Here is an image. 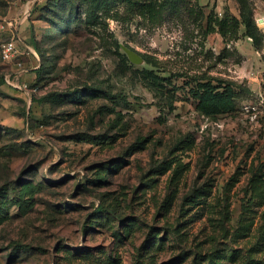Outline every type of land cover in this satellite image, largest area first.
<instances>
[{"label": "rangeland", "instance_id": "374dc122", "mask_svg": "<svg viewBox=\"0 0 264 264\" xmlns=\"http://www.w3.org/2000/svg\"><path fill=\"white\" fill-rule=\"evenodd\" d=\"M241 11L119 3L89 24L81 0H0V264H264V43ZM224 16L236 37L206 31ZM208 81L234 110L198 107Z\"/></svg>", "mask_w": 264, "mask_h": 264}, {"label": "trees", "instance_id": "16d2710c", "mask_svg": "<svg viewBox=\"0 0 264 264\" xmlns=\"http://www.w3.org/2000/svg\"><path fill=\"white\" fill-rule=\"evenodd\" d=\"M185 0H81L86 7V22L93 24L98 20L99 15H112L114 7L122 3L129 14H137L148 18L150 21H159L167 14L178 13ZM242 2L241 15L247 27V33L253 38L257 47L264 43V34L260 32L257 23L248 6ZM240 25L237 16H224L209 20L207 32L219 31L223 37H236ZM45 66L36 68V73L41 79ZM199 99L198 107L207 114H218L229 112L235 109V94L233 87L224 85L219 89L212 82H201L197 92ZM35 100V99H34Z\"/></svg>", "mask_w": 264, "mask_h": 264}, {"label": "built area", "instance_id": "2783aa9c", "mask_svg": "<svg viewBox=\"0 0 264 264\" xmlns=\"http://www.w3.org/2000/svg\"><path fill=\"white\" fill-rule=\"evenodd\" d=\"M13 22L11 20H0V31H4L5 29L12 27L13 26ZM16 51V42L15 39H11L8 40L6 42L3 43L2 45V53H3V57L7 60H11L14 57ZM21 64V63H19ZM26 69L24 67L20 68L16 73H22L24 72ZM18 77V75H17ZM8 82L13 85L14 87H19L21 89H26L27 88V84H19V79L15 78L13 79V81H11V78L8 79ZM246 109H252L254 111V114L257 113V111L259 110V106L257 105H245Z\"/></svg>", "mask_w": 264, "mask_h": 264}, {"label": "water", "instance_id": "95a60500", "mask_svg": "<svg viewBox=\"0 0 264 264\" xmlns=\"http://www.w3.org/2000/svg\"><path fill=\"white\" fill-rule=\"evenodd\" d=\"M127 52L129 54V57L134 62H140L142 60L141 56L135 52L134 50L127 49Z\"/></svg>", "mask_w": 264, "mask_h": 264}]
</instances>
